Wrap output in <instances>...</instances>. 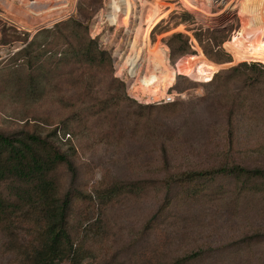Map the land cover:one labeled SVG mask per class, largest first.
<instances>
[{
    "label": "rangeland",
    "instance_id": "1",
    "mask_svg": "<svg viewBox=\"0 0 264 264\" xmlns=\"http://www.w3.org/2000/svg\"><path fill=\"white\" fill-rule=\"evenodd\" d=\"M112 1L34 0L67 5L40 17L22 12L20 0H0V133L40 137L44 144L30 142L40 159L51 160L55 147L73 164L53 162L32 178L0 182V264H20L28 253L48 209L46 190L71 200L68 228L83 249L82 264H264V176L231 172H264V0H226L202 11L163 0L167 15L149 37L168 47L176 72L168 93L181 96L167 105L134 93L129 74L118 75L135 36L115 26L128 9L121 16L113 6L107 17ZM70 19L83 24L77 35L66 32L58 46L45 48L63 31L56 26ZM208 30L225 41L232 62L210 59L219 56ZM177 33L184 37L169 42ZM82 38L111 61L99 59L85 72L67 66V44L80 47ZM187 41L189 51L177 55ZM225 43L237 47L235 61ZM201 51L213 63L232 65L203 69ZM45 62L47 70L59 63L52 88H45ZM33 79L41 90L28 88ZM91 79L98 87L73 88ZM195 173L204 175L183 179Z\"/></svg>",
    "mask_w": 264,
    "mask_h": 264
},
{
    "label": "trees",
    "instance_id": "2",
    "mask_svg": "<svg viewBox=\"0 0 264 264\" xmlns=\"http://www.w3.org/2000/svg\"><path fill=\"white\" fill-rule=\"evenodd\" d=\"M82 27H83L82 23L80 24L76 20H72V19L59 23L56 26V28L63 31L60 32L58 36V40L55 43L54 41L46 42L45 48L49 45L58 46L61 43L62 39L68 38L67 36L68 32L71 36L75 37L77 35L76 31L78 30V28H82ZM46 31L47 33H49L50 30H45V32ZM207 33L209 35L207 36V38L211 42H215V44L214 43L213 44L215 45V47H217L216 53L219 56L217 59L212 58V56L209 54V52H211L212 50L206 49L207 51L206 53L210 55V59L218 64L232 62V58L227 54H225L222 48V45L225 41L223 39L220 41L216 40L215 38L216 33L213 31L208 30ZM80 37L81 36L79 35V38ZM183 37L184 36L181 33L174 34L169 39V42H173L176 39H182ZM197 37L200 43L202 42V40L204 41L202 34L198 35ZM81 40L83 42H81L80 47L69 43L67 44L68 46L64 50V60L70 61L68 62L67 66H71V67L82 66V68H84L83 72H85L87 67L91 65H95V63L98 62L99 59H101L105 63L111 61V59L107 57L105 52L98 50L97 43L94 40L91 39L85 40L83 38ZM187 43L188 41L183 47L179 49L177 55H182L187 51H189V47ZM33 45H34V41H32L21 52L29 51ZM169 46L170 48H173L171 44ZM225 47H226V43H225ZM233 48H235V50L237 51V47L235 46L227 48L232 55L234 54ZM201 53L203 54V56H205L203 51H201ZM201 53H199L200 57H202ZM205 58L207 59L206 56ZM260 58L264 62V52L260 54ZM49 59H51V57L46 58V60ZM212 61L210 60H208V62L202 61L203 63L202 68L203 69L214 68V70H220L221 68H225L232 65V64L218 65L216 63H213ZM71 62H73V64H71ZM50 65L47 62H45V73L49 71L45 79V88L53 87L54 80L56 79L57 71L59 70V63L56 66H54L52 70L51 69L47 70L46 67H49ZM243 65H247V64L242 63L240 65L228 69L226 72L229 74L236 73L241 69V67H243ZM253 66L256 65L254 64ZM41 67L43 66H38L37 69ZM93 67H97V66H93ZM53 77L55 78L54 80L52 79ZM65 80L68 81V79ZM42 84L43 83L37 82L36 80L33 79L32 83L30 84V86H28V88H30V90L33 92H37L38 90H41V88H43ZM5 87L7 88L8 85ZM96 87H98V83H96L95 80L93 79L89 81L81 80L80 82L75 83L73 86V88L76 90L84 89L85 91L87 90V88L89 89ZM30 142H34L37 144H44V142L40 137H30L28 138V140H25L18 138V136H14V135L11 136V135H6L4 133H0V182H2L7 178L15 177V176L19 178H32L34 177L35 173H40L42 171L46 172L49 169L50 163L53 164V162L66 164L70 169H73V164L69 160V158L64 153L59 151L57 148L55 147L51 148L53 156L51 160L46 161L40 159L38 152ZM46 145H48V143L45 141V147ZM231 172L238 174H252L250 175L251 177L264 176V172L261 170H247L242 167H233L231 168ZM197 175L203 176L204 174H200V173L184 174L183 179H192V177ZM48 192L49 191L47 190L45 191V198H44V202H46L48 206V209L44 211L45 217L39 222L40 226L38 227L39 231L36 233L37 234L36 239L33 242H31V244L28 245L26 249V252L28 253L24 256V259L20 261V264H62L66 261L69 262V264H82L83 260L85 259L83 249L81 247L78 248L73 243L68 228L67 211L70 206L71 200L67 196L65 199H63L62 202H60L58 199L49 196ZM56 202H60V203H56ZM2 206L3 205L0 202V207ZM20 249H23V247H21Z\"/></svg>",
    "mask_w": 264,
    "mask_h": 264
},
{
    "label": "bare ground",
    "instance_id": "3",
    "mask_svg": "<svg viewBox=\"0 0 264 264\" xmlns=\"http://www.w3.org/2000/svg\"><path fill=\"white\" fill-rule=\"evenodd\" d=\"M33 1L34 0H20V6L25 8L22 12H25L29 16L37 14L42 17L41 15L45 13L64 12L67 7V5L63 3L59 5L48 6L47 4L46 6H42L34 4ZM182 1L188 8L202 11L201 5L210 8L213 4H222L225 3L226 0ZM35 3H39L38 0ZM113 6L119 11L121 16L125 9L129 10L128 17L124 20L119 19L115 26L129 31L135 36V39L129 43L132 54L120 57L117 65L118 75L121 76L124 73H128L132 79L131 89L133 92L137 93L141 90L144 95L150 97L149 100H151L152 97L153 99H157L159 93L165 95L168 88L174 86L176 72L170 66L168 47L162 43L151 44L149 37L151 27L159 23L167 15V12L161 10L162 7L165 6V3L163 0H113L110 2L109 8L105 12L107 17L113 12ZM136 85L139 87L135 90ZM139 95L136 94V97H139Z\"/></svg>",
    "mask_w": 264,
    "mask_h": 264
},
{
    "label": "built area",
    "instance_id": "4",
    "mask_svg": "<svg viewBox=\"0 0 264 264\" xmlns=\"http://www.w3.org/2000/svg\"><path fill=\"white\" fill-rule=\"evenodd\" d=\"M181 96L180 94L176 93H168L166 92L165 95H163L160 98L152 99L150 100L151 103H162V104H172L176 102L177 97Z\"/></svg>",
    "mask_w": 264,
    "mask_h": 264
}]
</instances>
